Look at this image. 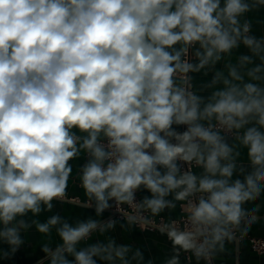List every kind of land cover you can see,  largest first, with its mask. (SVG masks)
Segmentation results:
<instances>
[{
    "label": "clouds",
    "instance_id": "1",
    "mask_svg": "<svg viewBox=\"0 0 264 264\" xmlns=\"http://www.w3.org/2000/svg\"><path fill=\"white\" fill-rule=\"evenodd\" d=\"M260 9L264 0H0V242L10 253L34 224L60 240L43 246L46 264H145L114 238L89 242L115 220L23 219L66 198L70 161L83 158L96 217L115 206L143 228L179 203L180 219L159 226L166 264L181 252L211 264L264 193V36L246 18ZM210 69L200 95L191 74Z\"/></svg>",
    "mask_w": 264,
    "mask_h": 264
},
{
    "label": "crops",
    "instance_id": "2",
    "mask_svg": "<svg viewBox=\"0 0 264 264\" xmlns=\"http://www.w3.org/2000/svg\"><path fill=\"white\" fill-rule=\"evenodd\" d=\"M246 18L252 22L253 35L260 37L264 36V9L253 11L246 14ZM240 51H244L243 47L240 50L234 51L231 57H226L225 60L231 59L235 62L236 56ZM225 61H221L216 65V69H223ZM214 70L210 69L207 75L202 73H193L192 84L194 90L198 94L207 96L210 94L211 89H205V85L210 82ZM241 156L238 163H246V150L241 148ZM84 162L83 158L76 161H70L73 165V173L69 180V186L67 189V196L64 200L53 201L54 207L51 211H42L38 216H33L29 213L25 219L29 224L33 220L38 222H46L47 219L54 215L59 214L69 223L75 224L79 220H86L89 217L94 219H104L107 215L103 213L102 217H96L94 207H89L86 203L87 197L84 195L80 182L78 179L79 167ZM199 171V169H195ZM146 192H139L140 198L147 195ZM78 196L82 199V202L71 201L68 197ZM255 212L259 215L257 220H250L241 227V231L250 233L256 236H264V193L254 202H249L245 207L249 210L256 208ZM181 214L180 204L177 203L175 209H166L160 215L166 219L177 217ZM21 236L23 239L22 245L19 246L17 251L12 254L9 251L8 245L0 242V264H46L47 257L42 251L44 245L55 247L60 243L59 237L55 233V229L52 230L50 235H45L38 232L33 224L30 228L22 230ZM107 237L114 238L117 243H123L131 245L133 248H139L144 256L145 264L151 261L152 264H166L167 259L171 258L172 244L168 240L166 234H162L159 230L149 231L142 229L137 224H128L125 219H119L116 221L114 229L109 230L103 236L94 234L90 238L89 242H93L95 239H105ZM9 252V255L5 256L4 253ZM180 264H197L195 257L188 259L183 253L180 254ZM199 264H206L201 259ZM214 264H264V254H259L253 251L247 240H241L236 242H226L225 249L222 252H218L214 255Z\"/></svg>",
    "mask_w": 264,
    "mask_h": 264
},
{
    "label": "built area",
    "instance_id": "3",
    "mask_svg": "<svg viewBox=\"0 0 264 264\" xmlns=\"http://www.w3.org/2000/svg\"><path fill=\"white\" fill-rule=\"evenodd\" d=\"M193 170L195 171V168ZM68 199L71 201L82 202V199L78 196L68 197ZM137 199L138 200L140 199L139 193H137ZM86 203L88 204L87 201H86ZM105 212L107 213V215L104 217V219H103L104 221H107L109 219H112L115 221H117L119 219H124L121 212H119L115 206L106 210ZM249 215L251 218L247 222H249L250 220H257L259 217V215H257L256 213H249ZM181 216H182V209H181V214L179 216L173 217L170 219H166L164 216L159 215L157 217L151 218L153 222L145 225L142 229L149 230V231L159 230V226L162 223L168 222L170 220H179ZM247 222H245V223H247ZM137 225L139 227H141L139 224H137ZM234 240L236 242H240L241 240H247L253 251H255L259 254H264V236L252 235L250 233H246V232L241 231V228H240L236 231ZM181 253H183V252H181ZM183 254L188 259H191L193 257V256H191L190 253H183ZM211 264H214V256L212 257Z\"/></svg>",
    "mask_w": 264,
    "mask_h": 264
}]
</instances>
